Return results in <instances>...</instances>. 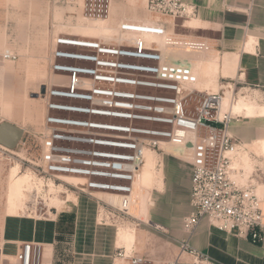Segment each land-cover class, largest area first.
I'll return each mask as SVG.
<instances>
[{
	"label": "built area",
	"instance_id": "1",
	"mask_svg": "<svg viewBox=\"0 0 264 264\" xmlns=\"http://www.w3.org/2000/svg\"><path fill=\"white\" fill-rule=\"evenodd\" d=\"M145 9L174 21L195 13L184 0H146ZM117 32L116 38L102 40L54 38L50 70L56 78L38 93L45 109L42 130L23 129L11 154L42 178H72L73 188L80 193L119 197V206L101 201L100 223L111 213L108 208L122 217L131 216L128 207L146 149L191 164L192 210L182 219L186 235L178 240L177 256L167 264H176L182 256L190 264H217L189 242L202 218L218 230L262 241L264 198L256 192L262 172L255 170L243 181L244 171L232 170L227 155L242 144L228 130L241 117L232 109L238 97L235 86L225 83L211 92L199 89L191 63L177 54L178 46H192L193 40L186 39L197 38L171 34L159 19L122 20ZM151 37L168 38L169 45L159 46ZM2 57L16 58L10 53ZM227 90L230 106L223 108ZM113 260L155 264L133 246L130 250L117 247ZM0 264L54 263L44 256L40 243L25 241L12 255H2L0 250Z\"/></svg>",
	"mask_w": 264,
	"mask_h": 264
},
{
	"label": "rangeland",
	"instance_id": "2",
	"mask_svg": "<svg viewBox=\"0 0 264 264\" xmlns=\"http://www.w3.org/2000/svg\"><path fill=\"white\" fill-rule=\"evenodd\" d=\"M145 4L146 0H0V16H11L8 36L5 34L7 31L0 32V122L10 121L31 133L42 130L45 109L44 101L38 93L42 91L45 84L56 78L50 70L51 50L54 48L55 37H82L101 40L116 38L120 21L148 18L159 19L168 26V31L172 29L178 37H190V30L184 27L186 19L174 21L170 17L150 14L146 11ZM135 10L136 13H134ZM149 15H152V18ZM39 16H42L41 20L38 19ZM11 33L12 35H9ZM88 34L92 36H86ZM63 42L66 43L65 40ZM167 43L168 41L158 42L159 46L166 48ZM58 48L78 51L74 47L60 46ZM177 51L180 57L186 58L180 53V50ZM4 53L15 55L16 58L5 60L2 57ZM218 54L222 55L221 52ZM70 63L76 64L73 61ZM199 76L203 77L206 84L211 82L204 75ZM226 82L218 80V86ZM197 86L199 89L207 90L206 87H201L199 84ZM236 87L238 86L236 85ZM248 98L251 99L250 96ZM224 100L228 102L229 96H226ZM9 149L13 151L14 148ZM11 153L0 150V246L3 244L5 254L12 255L11 251L17 249L21 241L32 240L31 242L40 243L43 250H51L46 258L52 260L54 264H74V260L75 264H83L77 261L81 257L76 250L79 229H86V231L90 229L94 235L96 234V237L98 236V243L100 240L106 242L109 239L113 242L112 246H115L113 251L115 253L117 248L116 231L119 224L128 223L135 226L139 223H147V220L141 217L144 216V208L150 205L153 200L151 199L149 202L146 196L148 194L153 197L156 188L149 189L148 192L146 189L143 198L141 197L143 199L142 203L140 202L141 213L137 211L138 213L134 217H122L123 215L116 209L108 208L111 212L108 213V218L102 220L103 223L97 224L96 216L100 214L101 201L111 205L112 203L108 202L110 199L104 194H95V197H92L76 191L73 188L75 181L72 178L54 181L55 184H61L64 190L71 194L70 199L67 200L66 192H51L47 187H43L40 192L25 191L28 197L21 203L19 216L16 218L6 217L5 198L10 169L19 165L22 172L31 171L34 173L32 168L27 164H22ZM31 154H35L34 147L31 148ZM164 156L173 157L166 153L156 154V159L159 160L157 168L162 169L161 159ZM256 159L258 162L255 168H258L263 164L260 163L261 157L257 158L256 156ZM261 172L262 176L263 167L254 173L260 174ZM35 175L45 183L48 180L39 174ZM258 183L263 182L259 181ZM52 197H57L64 202L60 207H50ZM98 198L100 199L98 200ZM151 206L152 204L149 208ZM92 223L96 226H92ZM114 264L125 263L116 261Z\"/></svg>",
	"mask_w": 264,
	"mask_h": 264
},
{
	"label": "crops",
	"instance_id": "3",
	"mask_svg": "<svg viewBox=\"0 0 264 264\" xmlns=\"http://www.w3.org/2000/svg\"><path fill=\"white\" fill-rule=\"evenodd\" d=\"M184 1L195 10L194 15L185 20L184 27L190 30L189 38L199 40L186 39L193 40L190 42L192 46H178L177 50L189 51L193 52V56L197 54L201 56V61L186 60L191 63L197 75L202 74L207 78L200 69L203 63L208 64L212 61L217 68V79L213 80L214 82L206 84L203 77L199 76L197 84L206 87L208 91H216L214 87H217V90L221 88V85L218 86V80H225L226 83H231L235 89L237 88L239 96L246 98L250 96L256 102H264V0ZM149 16L152 18V15ZM10 17L0 16V32L7 31L5 33L7 36L10 30ZM41 18L42 16H39L38 19L41 20ZM169 32L172 34V29H169ZM151 38L157 42L169 40L168 38ZM199 41L204 42L208 49L205 50L204 46H200ZM224 55L228 56L223 57ZM224 64L226 68H230L227 72L228 76L223 74ZM228 78L230 80H227ZM251 99L249 100L258 106L264 104L256 103ZM237 113L241 114V117L233 120L228 127L233 137L246 145L264 139V115L249 117L243 111ZM161 166L162 169L160 167L159 169L162 171V183L154 187L157 190L153 192V197L151 195L152 206L150 208L151 204L146 206L143 211L142 218L147 220V223L136 224V227L133 225L134 250L145 255L155 264H167L175 260L179 251L178 240L186 235L182 229V219L192 210L189 203L191 164L164 156L161 159ZM259 167H263L264 171V165ZM260 181L264 183V173ZM261 193L264 198V186ZM262 211L264 224V199ZM93 225L96 226L92 223ZM262 235V241L253 242L251 239L240 238L233 233L218 230L209 224L206 218H202L189 236V242L217 264H264V229ZM97 237L90 229L88 231L79 229L76 250L81 257L78 258V263L80 261L83 264H114L113 242L108 239L106 242L100 240L98 243ZM25 241L32 240H23L19 244ZM45 250L44 256L47 257L51 250ZM15 251L16 249L11 252L14 254ZM189 261L187 256H182L176 264H190Z\"/></svg>",
	"mask_w": 264,
	"mask_h": 264
},
{
	"label": "bare ground",
	"instance_id": "4",
	"mask_svg": "<svg viewBox=\"0 0 264 264\" xmlns=\"http://www.w3.org/2000/svg\"><path fill=\"white\" fill-rule=\"evenodd\" d=\"M86 36H92V35L88 34ZM180 51H181L180 53H182V55L186 57L185 58L186 60L193 59V60L201 61L202 59L201 56H199V54H197L196 56H193V52L190 53L189 51L187 52L183 50H180ZM224 66L225 68H224L223 74L224 76H228L227 72L230 71V68H226L225 64ZM200 69L207 76V78L210 79L211 81L217 79V68L215 64L212 63V61H210L208 64L203 63ZM226 96L230 97L229 90L226 91ZM227 106H230L229 102H225V100H223L222 107L227 108ZM232 109L235 112L243 111V113L249 117L255 116V115H260V116L264 115V104L258 106L244 96H239L236 99V101L232 104ZM0 148L5 151H10L13 153L12 150H10L9 148H7L6 146L2 144H0ZM156 154L158 155V153H156L154 150H151V149L145 150V153H144L145 162L139 172L137 180L135 181V189L131 197L130 205L128 207V211L132 217H134V215H137L138 212L139 213L142 212V210H140V202L142 203L143 201L142 198L144 196L146 189L148 192L149 189L157 187L158 185H160V183H162V171L156 167L158 166V162H159V160H157V165H156ZM255 154L256 156L261 157V161L260 160L259 161L260 163L263 164L264 163V139L256 140L252 144H248V145L243 144V143L239 144L235 149L227 153L228 157L231 159V169L232 170L242 169L244 171L242 175L243 181H246L247 178L250 176V174L254 170L260 169L259 167L255 168L258 162L256 157L254 156ZM158 159H160L159 156H158ZM263 186H264V183H258L257 185L258 190L256 192L259 197H262L261 192H262ZM43 187H47L48 191H51V192L64 191L67 194V200L71 198V194L68 191L64 190L61 184H55L52 179H48L47 182L45 183L44 180L38 178L31 171L22 172L20 170L19 165L12 167L9 172L7 187H6L5 216L9 218L18 217L19 212H20L21 203L23 200L26 201L27 199L26 197H28L25 191L29 192L32 190H36L37 192H40L41 190H43ZM97 194H104V193H97ZM104 195L108 196L107 198L110 199L108 202H111L112 205L114 206L119 205V197L110 195V194H104ZM146 198H148V201L151 202V197L148 194ZM74 199H76V197H74ZM63 202H64L63 200L57 197H52L51 202H50V207H60ZM49 212H51L50 209H49ZM100 216H101L100 214L96 216V220L99 224H101L99 222ZM133 240H134V227L128 223L119 224L117 227V231H116L117 247L125 246L126 249L129 250L133 244ZM0 250L2 252V255H4L5 253L3 249V244L0 246Z\"/></svg>",
	"mask_w": 264,
	"mask_h": 264
},
{
	"label": "water",
	"instance_id": "5",
	"mask_svg": "<svg viewBox=\"0 0 264 264\" xmlns=\"http://www.w3.org/2000/svg\"><path fill=\"white\" fill-rule=\"evenodd\" d=\"M22 134L23 129L20 126L10 121L0 122V144L7 148H15Z\"/></svg>",
	"mask_w": 264,
	"mask_h": 264
}]
</instances>
